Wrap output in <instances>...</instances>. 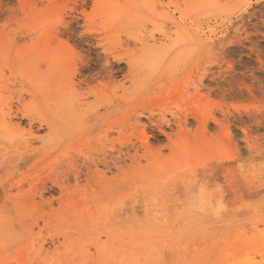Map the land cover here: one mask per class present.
I'll list each match as a JSON object with an SVG mask.
<instances>
[{"label": "rangeland", "instance_id": "374dc122", "mask_svg": "<svg viewBox=\"0 0 264 264\" xmlns=\"http://www.w3.org/2000/svg\"><path fill=\"white\" fill-rule=\"evenodd\" d=\"M257 248L264 0H0V264Z\"/></svg>", "mask_w": 264, "mask_h": 264}, {"label": "bare ground", "instance_id": "6f19581e", "mask_svg": "<svg viewBox=\"0 0 264 264\" xmlns=\"http://www.w3.org/2000/svg\"><path fill=\"white\" fill-rule=\"evenodd\" d=\"M231 244H232V243H231ZM231 246H232V245H231ZM223 248H226V247H223ZM102 249H103V252H104V248H102ZM221 249H222V248H221ZM241 249H242V248H241ZM257 249H259V248H257ZM222 250H224V249H222ZM229 250H231V249H229ZM229 250H228V252H227L228 254H230V253H229V252H230ZM232 250L237 252V250H235L234 248H233ZM243 250H244V249H243ZM246 250H247V249H246ZM246 250H244L243 253H245ZM255 250H256V249H255ZM259 250H260V251H258V252H261L262 254H264V248H260ZM181 251H182V250H181ZM233 251H232V252H233ZM241 251H242V250H241ZM241 251H240V252H241ZM100 252H102V251H100ZM103 252H102V253H103ZM222 252H224V251H222ZM222 252H221V253H222ZM236 252H235V254H236ZM256 252H257V251H256ZM122 253H123V251H122ZM219 253H220V251H219ZM243 253H242V254H243ZM246 253H247V252H246ZM261 253H260V254H261ZM231 254H233V253H231ZM231 254H230L229 258H230L231 256L234 255V254H233V255H231ZM242 254H240V255H242ZM258 254H259V253H258ZM218 255H219V254H218ZM225 255H227V254H224V255H223V254H220L219 257L217 258V260H216L214 263H209V262H207L205 259L201 260V259L198 258V259L192 260V262H193L192 264H243V263H244V259H248V260H250V258H249L250 255H249V253H248V255H246L245 258H244L243 260H236V262H234V263H227V262H226V258L224 257ZM236 255L239 256V254H236ZM243 255H244V254H243ZM243 255H242V256H243ZM118 256H119V255H118ZM242 256H241V257H242ZM260 256H262V255H260ZM227 257H228V256H227ZM246 257H247V258H246ZM263 257H264V256H263ZM112 258H113V257H112ZM119 258H120V256H119ZM206 258H207V257H206ZM232 258H233V257H231L230 259H232ZM261 258H262V257H261ZM116 259H118V258H116ZM251 259H252V261H253V258H252V257H251ZM118 260H120V259H118ZM121 260H122V259H121ZM138 260H139V258H138ZM233 261H234V260H233ZM245 261H246V260H245ZM210 262H211V261H210ZM250 262H251V261H250ZM250 262H248V263H250ZM117 263H118V262H117ZM251 263H252V262H251ZM114 264H115V263H114ZM118 264H119V263H118ZM130 264H131V263H130ZM132 264H133V263H132ZM134 264H136V263H134ZM244 264H247V263H244ZM252 264H253V263H252ZM254 264H256V263H254ZM262 264H263V263H262Z\"/></svg>", "mask_w": 264, "mask_h": 264}]
</instances>
